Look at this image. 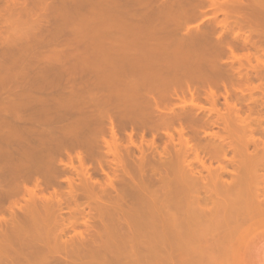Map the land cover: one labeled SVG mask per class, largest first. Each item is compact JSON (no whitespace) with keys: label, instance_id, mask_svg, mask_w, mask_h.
Instances as JSON below:
<instances>
[{"label":"bare ground","instance_id":"1","mask_svg":"<svg viewBox=\"0 0 264 264\" xmlns=\"http://www.w3.org/2000/svg\"><path fill=\"white\" fill-rule=\"evenodd\" d=\"M78 1L13 0L12 5L13 8L20 5V13L18 10L13 12L20 15L24 11V14L33 11L30 6L27 11L26 3L39 6L43 13L33 19L30 11L28 15L32 19L25 20L32 21L34 31L44 21L58 22L50 32L54 35L63 26L59 23L66 22L65 10L69 6H78ZM226 2L230 10L220 9L215 0H124V6H132L136 11L129 20L141 24L112 27L111 22L114 24L118 20L116 10L119 3L116 0H95V20L100 22V26H106L111 38L117 40L113 39V43L108 40L105 53L109 56L96 58L91 66L81 62L82 68H95V82L87 87L86 96L81 91L70 92L68 99L58 102L42 100L31 108L35 117L32 120L24 118L20 101L0 102V111L12 110L4 116L14 118V121L0 123L12 127L7 135L0 128V166L3 167L0 169V207L4 200L13 196L22 200V205L18 207L16 203L10 204L7 210L11 217L9 229L0 232V243L5 249L11 238L19 237L28 245L27 252L22 254L0 250V264H78L76 262L82 257V260L85 256L95 257L93 246L99 245H95L96 231V236L107 231H143L142 234L144 231H203L207 221L210 231H235L239 230V224L253 218V210L264 206V185H260L264 183L261 175L264 171V120L260 113L264 103L259 105L262 109L255 108V113L259 114L251 122L253 118L248 120L251 108H247L249 114L243 119L239 117L240 110L228 100L231 90L234 94L239 92L238 96H247L237 86L244 85V90L249 87V71L263 85L264 63L259 56L264 58V0ZM236 5L243 10L244 25L238 24L234 16L232 8ZM205 8L209 9L212 17H207L208 9ZM249 10L251 14H247ZM24 14L17 15V19L21 18L23 22V16H27ZM218 14L223 16L221 22L215 20ZM192 20H200V24L184 29L178 25ZM211 20L219 28L218 33L216 27L209 24ZM19 21L15 23L22 25ZM103 21L110 25H104ZM231 23L236 27L235 34L231 32ZM21 25L15 26L21 29ZM225 32L232 33V40L239 42V46L223 39ZM99 43L102 44L101 41ZM109 46L114 48V52H110ZM237 50H252L256 55V64L250 66V57L254 56L250 52L238 57L235 54ZM16 60L11 58L8 68L9 65H17ZM107 72L111 74L107 75ZM260 85L246 91H258L262 97L264 89ZM219 87L224 90L221 94L224 114L217 108L215 91ZM200 102L208 107L200 106ZM14 108L16 111H13ZM252 124H256L257 128H253ZM235 127L240 130L236 138L239 148H235L228 139ZM258 131L262 139L255 138ZM157 140L162 145H158ZM250 147L252 151L248 152ZM229 152L237 157L234 158L236 161L227 159ZM94 153L95 174L100 171L106 185L101 187L95 183V192L88 183L91 175L89 167L83 168L84 162ZM190 154L193 155L192 160L188 159ZM236 154L242 158L240 163ZM73 160L77 162L78 170L73 166ZM206 162H209L207 167ZM212 162L216 166L219 164L214 173L210 168ZM228 162L231 166L233 162L238 164V168L230 166L234 170L226 172V167L221 165ZM103 166L109 172H105ZM203 171L207 175H203ZM65 172L76 180L64 178L59 182L58 176ZM244 172H251L254 180L257 172L260 174L257 178L261 176L258 180L260 188L255 191V196L252 195L254 192L251 193L253 189L250 190L251 196L247 195L243 184L245 177L242 178ZM224 176L229 178L228 181L224 180ZM63 183L67 190L64 197L55 190ZM49 189L52 191L45 197L43 193ZM220 194L230 198L228 208L233 215L232 222L219 223L216 219L214 227L210 221L212 213H209L210 219L207 213L209 210L214 213L215 209H209L207 203L212 202L215 196L221 197ZM81 199L83 203L78 202ZM250 202L253 204L251 211L246 206ZM216 205L214 202L215 208ZM13 209L17 214L12 212ZM78 218L81 220L78 221ZM204 220L206 223H203ZM216 221L213 220L214 223ZM0 222L5 220L1 218ZM77 226L88 235L86 240L69 236L66 242H61V236L77 231ZM92 231H95L94 234ZM143 238L142 241L147 242L149 237ZM133 244L136 247L138 243ZM155 244L151 246L154 251ZM149 246H143L148 248H144L145 251H150ZM99 247L102 249L103 245L100 244L97 250ZM49 250L52 253L50 256L46 253ZM112 250L115 253V249ZM103 251L96 252L100 254ZM138 255H141L140 252ZM113 257L120 258L115 254ZM32 258L40 260L32 261ZM108 263L111 262L108 260Z\"/></svg>","mask_w":264,"mask_h":264},{"label":"rangeland","instance_id":"2","mask_svg":"<svg viewBox=\"0 0 264 264\" xmlns=\"http://www.w3.org/2000/svg\"><path fill=\"white\" fill-rule=\"evenodd\" d=\"M116 1L119 3V5L117 6V10H116V12L118 13L117 14L118 16H116L118 18V20H115L114 24H113V22H111L112 23L111 26L112 27L117 26V25H124V26L129 25L130 26L131 24H135L136 22H134L133 20L132 21L129 20L130 15H132L136 12L133 9V7L132 6H126V5L124 6L123 5L124 0H116ZM226 1L227 0H215L216 4L219 6L220 9L230 10L229 8H231V7H229V5H227ZM232 1L238 2L239 0H232ZM12 2H13V0H0V102H5V103L9 104V103H13L14 101H20L21 102L20 110L22 112H24V118L32 120V119H35V117H33V115H32L31 108L33 107V105L43 102L42 100H44L45 102H50V101H52V102L57 101L58 102L60 99H63V100L68 99L67 95L70 92H72L74 94L75 92L79 93L81 91H83L85 93L84 95L86 96L87 87L90 84H92L93 82H95V72H94L95 68H94V66H93L94 69H92V67H91V69L89 67L82 68L81 62L87 64V66H91V65L95 64L93 62H95L96 58L99 57V59H100V57L104 58L107 55L109 56V54L105 53L108 50V49H106L107 44H109L108 40L112 42V40L113 39L115 40L116 38H111V36L109 35L110 30L108 31V29L105 28L106 26L105 27H103L102 25L100 26V24H99L100 22L97 23V21H96L97 19L95 20V18H96L95 17V0H84V1L79 0L78 6H72L71 8H69L70 7L69 6L64 12L66 22H60L59 23L60 25H63V26H61L54 35H50V32L53 30V27L55 25H57L58 22H56V21H44L42 23V25L34 31L32 29V27H34V26H32L33 24H31L32 21H27L29 19L31 20L32 18L34 19L35 17H37L43 13V11H41L39 6L33 7L32 5H28L26 3L25 7L28 8V9L26 8L27 11H29L30 7L33 8V11L30 10V11H32V13L29 11L32 14L31 15L32 18H31V16L29 17V15H28L29 12L28 13L26 12L27 14H24L25 13V11H24L23 13H21V15L24 14L27 16H23L24 20L22 22L20 20L21 18L17 19V17H20L21 15L16 14L17 13L16 10H18V12H19L20 5L18 4L16 8H13L14 6L12 5ZM80 2H82V3H80ZM242 2L245 3L246 0H242ZM75 3H77V2H74L73 4H75ZM14 9H15V11H14ZM205 9L207 10L208 8H205ZM232 9H233L232 11L234 12V16L238 19L237 23L244 25L245 20H244L242 8H239L236 5ZM13 12H16V13H13ZM247 14H251L250 10L247 11ZM207 17H212V13L209 12V9H208ZM126 18H128V19L126 20ZM25 19H27V20H25ZM222 19H223V16L221 14H218L215 18L216 22H219V21L221 22ZM16 21L23 23L22 25L20 24L21 27H19V28H21L24 31H22L21 29H18L16 27V26H20L18 24V22L15 23ZM24 21L26 22V24ZM199 21L200 20H192V21H188L185 23H179V24L177 23V24L180 25L181 28L184 29L185 27L191 28V27H194V26L200 24ZM138 23L139 22L137 21L136 24H138ZM108 24L110 25V23L107 22V24H105V22H104V25L109 26ZM139 24H141V23H139ZM209 24L216 27V33H218L220 31L219 28L217 27L216 23L213 22V20H211L209 22ZM27 25L29 26L30 29L28 28ZM97 26H99V28ZM231 26H232L231 32L235 34L237 32L236 27L232 23H231ZM24 27H26V28H24ZM112 27H111V29L113 30ZM252 27L256 28V26H252ZM25 29H27V30H25ZM20 30L22 31V33ZM114 30H115V28H114ZM26 31H27V34H26ZM231 34L229 32L228 33L225 32L224 34H222V37H223V39H227L229 42L234 43V44L239 46L240 43L239 42L235 43L231 38ZM19 35H20V37H19ZM100 41L102 42V44L99 43ZM104 41L105 42L107 41V43L105 44ZM158 45L161 46L160 43H158ZM110 48H109V50H110ZM118 49L120 50V48H118ZM120 51H122V50H120ZM110 52L111 53L114 52V48H111ZM245 52H247V53L250 52L252 55H254V52H252V50H250V51H239V50H237L235 52V54L238 57H243V55H244L243 53H245ZM255 56L256 55H254L253 57L252 56L250 57L251 58L250 59L251 60L250 66H253L256 64V63H254L255 62V60H254ZM11 58H17V60H16L17 65H14L13 67H11L9 65V68H8V63L11 60ZM259 59H261L264 63L263 57L259 56ZM223 60H226V59L224 58ZM236 66L237 65L235 64L234 67H236ZM109 73L110 72H107L106 74L109 75ZM249 74L251 77L249 78V83H248L249 87H247V89L249 88V90H250V88L258 87L260 84H261L260 87H262L264 89V80H263V85H262V82H259L258 79H256L253 76V73L251 71H249ZM262 75L264 77V71H263ZM243 88H244V85H241V87L237 86L238 90L241 89L243 92H246L245 95L247 94V96H244L245 98L238 96L239 92L236 91V93L234 94V93H232L233 91L231 90V97H229L228 100H229V103L235 104L237 109L240 110L239 117H242L243 119L246 117L245 115L249 114L247 111V108H251L252 112H250L251 116L249 115L248 120L250 119L249 121H251V119L253 118V120L251 121V122H253L255 117L257 119V117H258L257 115L259 114V113L258 114L255 113V108H257V110L262 109V108H260L259 105H261L262 102L264 103V96L261 97V95L258 91L252 90L249 93V91H246L247 89L244 90ZM215 92H216V95L218 96L217 108L219 110H221L220 111L221 113L224 114L225 110H222L224 108L223 107L224 106L223 100H222V95H223L224 90H223V88L219 87V89ZM235 97H237V99ZM256 103H257V105H256ZM199 105L204 107V108L208 107V105L204 102H202V103L200 102ZM253 108H254V110H253ZM13 111H16V109L14 108ZM222 111H224V112H222ZM253 111H254V113H253ZM263 111H264V108H263L262 112H260V113H261V118L264 120V112ZM10 112H12L11 109H6L5 112L0 111V123H2L4 121L6 123L14 121L13 117L4 116ZM242 118H240V119H242ZM252 127L257 128L256 124H252ZM0 128H1V131L3 132L4 135H7V132H9L12 129V127L8 124L7 125H0ZM1 135L2 134H0V137H1ZM237 135H240V130L236 129V127H235V129L229 134L230 138H228L232 142V145L235 148L240 147L239 144L237 143V139H236ZM260 136H261V132L258 131L257 134H255V138H259V139L261 138L262 139L263 137L262 136L260 137ZM148 138L149 137H147V139ZM263 141H264V138H263ZM0 142H2L1 139H0ZM136 142H138V141H136ZM157 144L162 145V142L161 141L159 142V140H157ZM191 144L195 145L196 143L191 142ZM251 148L252 147L249 148L248 152L252 151ZM71 155H73V154H71ZM230 158H233V161H236V160H234V158H237V157H233V155L229 152V154L227 155V159H230ZM90 159L89 160L87 159L84 162L83 168L89 167V170H90L89 172L91 173V175L88 179V183H89V185L91 184L94 187V192H95V186L97 187V185H95V183H98V186L100 184L101 187L103 185L104 186H106V185H105L104 179H102L103 175L101 174V172L98 171L97 172L98 174L97 175L95 174V171H94V169H95V153L92 154ZM188 159L192 160L193 155L190 154ZM241 159L242 158L239 155L237 161L239 160V163H240ZM63 161H64V163H66V159H63ZM207 163H209V162H206V164H205L206 167H207ZM212 163H211V166L212 165L213 166L210 168H211V170L213 169L211 172L214 173V170L216 171L219 164H217V166H216L215 163H213V164ZM73 166L76 167L78 170V164L75 160H73ZM230 166L231 165L229 164V162L227 164L225 163V164L221 165V167H224V168L226 167L225 168L226 172H229L228 169H230V171H231V170H234L236 167L238 168V164H236L234 162H233V165L231 166V168L233 167L234 169H231ZM2 168L3 167L0 166V169H2ZM103 169L105 172H109V171H107V168L105 166H103ZM244 173H242V178L245 177L243 180L244 181L243 184L245 185V188L247 190V195L251 196V193L254 192L252 195L255 196V191L258 188H260V185L261 186L264 185V183L260 184V182H258V180L259 181L261 180V176H260V179H258L257 176L260 175L259 172L256 173L258 175L253 173L254 175H256V178L254 180V178L250 176V175H252V174H250L251 172L249 174L246 172L245 175H243ZM205 174L206 173L203 171V175H205ZM261 175L264 177V171L261 172ZM64 178L75 179V177L73 175H71L68 172H65L64 175L58 176L57 180L59 182H61V180H63ZM225 178L227 179V176L226 177L224 176V180H225ZM228 179L225 181H228ZM255 181H256V183H255ZM75 183L77 184V181H75ZM65 187L66 186L63 183V184H61V187L59 189L55 187V190L57 192H60L64 197V194H65L64 191L66 190ZM28 188H30V185H28ZM107 188L109 189V187H107ZM251 189H253V191L250 193ZM47 191H48V193H47ZM47 191L43 193V195L45 197H47L48 194H50L52 190L49 189ZM220 195H221V197L219 196V198H218V196H215V197H213L212 202L207 203V207L209 204V209H211V208L215 209L216 213L215 212L214 213L218 214V216H216L212 212L213 210L208 211V213H207L208 217L206 215H204L208 219L212 218L209 216V213H212L213 218L215 215V219H213V218H212V220L210 219V221L212 222L214 227L216 226L215 224H217V221H219V223L224 221V222H227L228 224H230L232 222L231 220H232L233 215L229 211V208H228L231 205L230 201H229L230 198L228 196H226L225 194H220ZM225 196H226V198H225V202H224L225 204H224L221 201L224 200ZM25 199H27L26 196H25ZM226 199L228 201V204H227ZM261 199L262 198H260V200ZM78 202L83 203V200L82 201L78 200ZM214 202L217 203V205H218V206L216 205L217 206L216 208H215V206H213ZM253 202H255V201H253ZM11 203H16L17 207L22 205L21 197H17V196L10 197V198L4 200L3 203L1 204L0 219L1 218L4 219L5 222H0V232L6 231L9 229L11 217H10L9 212L7 210H8ZM211 203H213V204H211ZM248 205H246V206L248 207V210L251 211L253 204L250 202V204H248ZM227 208H228V210H227ZM216 209H218V211ZM245 211H247V210H245ZM262 211H264V206H260L259 208L257 207L255 209V211L254 210L252 211L253 214L250 212L251 216H253V218L250 219L251 221L247 220V221H244L245 223L242 222L241 223L242 225L239 224L240 225L239 230H235V231H210V227L207 226L209 223L207 221L208 219L206 220V217H203L207 221V223L205 220L203 221V223L207 224V225L204 224V226H203L204 228L202 227L204 229V230L202 229L203 231H200V230L199 231H182V232L181 231H177V232L175 231L177 234L174 231H168V232L164 231L165 234H163L164 233L163 231H161L163 233H161L160 231L159 232L158 231H144V234H142L143 231H141V232L140 231H132V233H131V231L130 232L121 231L123 234L121 232H118V231H107V233L102 232V233H104V235L102 233H100V234L98 233V236H96L97 231L96 232L92 231V233L93 232L96 233L95 234V245H97V243H98L99 244L98 246H100V244H101V245H103L102 249L104 251H105V249H108V250L104 252L99 247V249H98L99 251H98L97 250L98 246H93L94 250H95V257L85 256L83 260H82V258H83L82 257L76 263L83 264V262H85L84 264H87L89 262L88 264H90V263L91 264H101V263H103V261H106V262H104V264H107L108 260H109V262H111L112 264H116V263L117 264H122V263L123 264H126V263L127 264H241V261L245 258V252H246L247 248L249 247V245H251L254 241H256L257 239L264 236V222L261 221V219L262 220L264 219L263 218L264 214L262 213ZM12 212L14 214H17L16 209H13ZM86 212H87V210H86ZM227 212H229V213H227ZM257 214L262 215V216H258ZM201 217H202V215H201ZM258 217H260V218H258ZM216 219H217V221H216ZM255 219L256 220L258 219V221H256ZM80 220L81 219L78 218V221H80ZM213 220H215L216 222L214 223ZM229 220L231 222H229ZM200 221L202 222V220H200ZM95 222H96V220H95ZM201 225H203V224L201 223ZM93 226L95 227V224ZM210 226H211V228L213 227L211 224H210ZM206 228H207V230H206ZM82 229H83L82 227L77 226V228H76L77 231H75V232L65 231L66 233L67 232L68 233L67 234L64 233V235L61 236L62 237L61 242H63V241L66 242L67 238L68 239L70 238L69 236H74V238H77V239L79 238L80 241H84L83 239H85V237H88V235L85 232H83L84 230H82ZM137 232H138V234H137ZM78 234H82L84 237L81 238V237H79ZM133 234H134L133 237L135 239L132 237ZM139 234L143 235L144 238L142 236L140 237ZM145 234H146V236L148 235V237H149L147 240V242H149L148 244L150 245L153 242V244H151L150 246L147 245L146 244L147 242L144 241L146 244L145 245L141 239V238H143V240L146 239ZM174 235L176 236V238ZM125 236H127V237H125ZM130 236L132 237V239ZM156 236H157V238H155ZM167 236H168V238H167ZM138 237H140V238L138 239ZM174 238H175V240H174ZM11 239L8 242L7 246L5 247L7 252L8 251L13 252V253L18 252V254L20 252H21L20 254L27 252L26 250L28 249V247H27L28 245L26 244L27 242L24 241L23 238L20 239L18 237V239H16L14 237ZM77 239H75V240H77ZM149 239H152V240H149ZM157 239H160L158 241L159 243L156 242ZM182 239H184V240H182ZM126 240H127V242H126ZM170 240L172 241V243ZM135 241H139V242H135ZM121 242H122V244H121ZM130 242H131V244H133V243H135V244L138 243V244H136V247H135V245L134 244L131 245ZM140 242H141L142 246L139 244ZM155 242L158 245L155 244ZM179 242H180V244H179ZM105 243H106V245H105ZM161 243L163 245H161ZM125 244H126V246H125ZM154 244H155V251H154V247H152L153 249L151 248V246L152 245L154 246ZM173 244L175 245V247H173L174 246ZM178 244H179V246H178ZM139 245L141 247L149 246L150 251H145L146 249H144V248H147V247H143V248L140 247L138 250ZM169 245L170 246L172 245V247H170ZM111 246H113L114 248H112ZM158 246L160 248H157ZM133 247H135V248H133ZM5 249H3V246L0 243V250H2L4 252ZM112 249H115L114 250L115 253H113ZM132 249H134V250H132ZM140 249H141V251H140ZM52 250H53L52 253H54L55 250L54 249H52ZM100 250H101V252L103 251V253H100V254L97 253V252H100ZM135 250H137V251H135ZM2 251H1L0 255L2 254ZM49 251L50 252H46V253H48V255L50 256L51 250H49ZM136 252H138V253L140 252L141 255H138V253H136ZM18 254H17V256H18ZM44 254H43V256H44ZM103 254H105V255H103ZM114 254H115V256L117 255L120 257L119 260H117L118 257H113ZM144 254H145V256H144ZM43 256H42V258H45ZM45 256L47 257V254ZM99 256H100V258H102V259L106 258L107 260L103 259V261H102V259H100ZM121 256L123 258H121ZM138 256L139 257L142 256V257L136 258ZM7 259L9 260V258H7ZM122 259H123V262L121 263ZM4 260H6V259H4ZM31 260L37 261L40 259L32 258ZM133 261H135V262H133ZM111 263H108V264H111ZM15 264H16V262H15Z\"/></svg>","mask_w":264,"mask_h":264},{"label":"crops","instance_id":"3","mask_svg":"<svg viewBox=\"0 0 264 264\" xmlns=\"http://www.w3.org/2000/svg\"><path fill=\"white\" fill-rule=\"evenodd\" d=\"M241 264H264V236L249 245Z\"/></svg>","mask_w":264,"mask_h":264}]
</instances>
